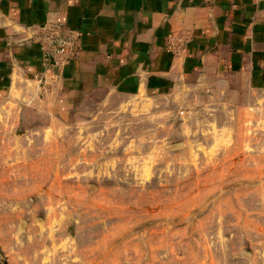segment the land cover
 <instances>
[{
    "label": "rangeland",
    "instance_id": "1",
    "mask_svg": "<svg viewBox=\"0 0 264 264\" xmlns=\"http://www.w3.org/2000/svg\"><path fill=\"white\" fill-rule=\"evenodd\" d=\"M35 78L0 94V264H264L256 92L221 73L68 103Z\"/></svg>",
    "mask_w": 264,
    "mask_h": 264
},
{
    "label": "crops",
    "instance_id": "2",
    "mask_svg": "<svg viewBox=\"0 0 264 264\" xmlns=\"http://www.w3.org/2000/svg\"><path fill=\"white\" fill-rule=\"evenodd\" d=\"M46 25L82 33L59 77L68 103L95 91L177 97L221 73L264 102V1L0 0V94L37 92Z\"/></svg>",
    "mask_w": 264,
    "mask_h": 264
},
{
    "label": "built area",
    "instance_id": "3",
    "mask_svg": "<svg viewBox=\"0 0 264 264\" xmlns=\"http://www.w3.org/2000/svg\"><path fill=\"white\" fill-rule=\"evenodd\" d=\"M34 41L41 50L43 67L37 78L40 82L56 80L61 76L64 67L79 55L82 47V33L58 25H46ZM170 48L174 49L172 45Z\"/></svg>",
    "mask_w": 264,
    "mask_h": 264
}]
</instances>
